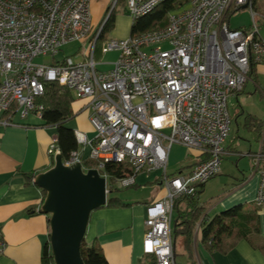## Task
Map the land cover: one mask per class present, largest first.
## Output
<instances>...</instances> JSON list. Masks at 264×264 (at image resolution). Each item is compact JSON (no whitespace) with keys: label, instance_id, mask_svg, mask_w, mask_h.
<instances>
[{"label":"built area","instance_id":"built-area-1","mask_svg":"<svg viewBox=\"0 0 264 264\" xmlns=\"http://www.w3.org/2000/svg\"><path fill=\"white\" fill-rule=\"evenodd\" d=\"M121 1L135 22L166 0H113L94 31L92 0H0L2 123L21 125L15 116L43 119L45 107L38 99L48 82L86 99L95 134L91 138L76 130L79 148L63 159L64 164L79 162L85 172L99 171L108 195L110 181L127 188L137 183L138 175L161 170L166 194L147 207L143 250L155 264H177L172 237L175 201L221 172L232 125L230 99L244 89L253 65L264 60V16L255 0H191L171 11L163 28L107 39L104 28ZM244 7L251 11V24L230 27L233 8ZM100 40L103 53L118 52L108 70L98 67ZM74 42L86 45L83 54H75L82 59H58L62 47ZM40 57L49 60L39 62ZM175 145L196 150L199 160L170 177ZM48 151L54 159L61 153L57 138ZM249 155L260 174L255 205L264 211V153ZM108 165L121 167L123 174L114 176ZM6 246L0 229L1 253Z\"/></svg>","mask_w":264,"mask_h":264},{"label":"crops","instance_id":"crops-1","mask_svg":"<svg viewBox=\"0 0 264 264\" xmlns=\"http://www.w3.org/2000/svg\"><path fill=\"white\" fill-rule=\"evenodd\" d=\"M255 4L260 15L264 16V0H255ZM99 14L98 11L95 17ZM262 36L264 38V26ZM231 99V107L237 104L235 114L243 119L244 127L257 142L255 150H249V153H264V60L254 65L244 89ZM87 103L86 99L74 96V116L69 123L75 131H82L92 138L95 133L90 123ZM248 115L256 118L261 128L258 133L255 129L251 131L246 127ZM4 117V112L0 110V229L7 242L4 252H0V264H43L45 245L50 246V216L41 210L44 202L43 189L35 181H29L28 175L34 174L37 177L54 166L55 159L48 149L53 139L57 138V127L45 124L43 119L35 115L26 120L15 116L21 125L5 126L2 123ZM233 145L236 144L226 143L227 155L233 153ZM186 153V168L180 167L176 172L183 168L188 170L198 162L199 154L196 150L188 149ZM261 164L264 166V159ZM259 183L260 174L257 170L253 175L243 174L242 179H236L231 185L221 188L222 192L215 196V199L218 197L216 204L205 211L204 217L212 219L224 209L236 205L245 208V203H252L254 206H247L245 209L257 212L259 236L264 239V211L256 209L255 205ZM207 185L208 182L205 190ZM165 194L164 188L163 192L157 193L148 202L127 201L121 196H115L125 205L104 206L93 211L85 240L88 244L101 247L110 264H150L151 260L143 250L147 207ZM202 195L200 202L206 208ZM200 224L201 222L198 223L195 234V241H199L197 255L200 264H264V253L254 247L248 238L239 239L226 251H208L201 243Z\"/></svg>","mask_w":264,"mask_h":264},{"label":"trees","instance_id":"trees-1","mask_svg":"<svg viewBox=\"0 0 264 264\" xmlns=\"http://www.w3.org/2000/svg\"><path fill=\"white\" fill-rule=\"evenodd\" d=\"M190 1H164L151 13L133 22L131 25V34L143 33L165 27L169 23V13L184 7ZM113 20L106 25L104 28L105 32L111 29ZM100 41L97 46L96 58L97 54H103L101 47L104 40ZM73 101L74 96L72 91L58 82H48L45 94L38 99V103L43 104L45 107L43 111L44 123L57 127V145L63 159L69 158L79 148L75 130L68 124L74 116L72 108ZM246 127L251 131L255 129L257 133L261 129L256 118L251 115L247 116ZM87 164L91 167L93 162L88 160ZM107 169L114 176H121L124 172L121 167L114 165H108ZM35 177L34 174L28 175V180L31 182L35 181ZM135 185L137 184L132 185V187ZM205 186L206 184H202L195 193L181 196L175 201L172 237L177 264H180L178 262V255L180 254L177 252L178 240L180 242L182 240L185 253L192 259L194 245L195 243L197 245L199 244L197 239L195 241L196 229L199 222L202 225L201 243L210 252L214 250L226 251L229 247L235 245L239 239L248 238L254 247L259 248L264 253V239L259 236V216L257 212L251 209L247 210L242 205H236L220 212L212 219L204 217L206 208L201 204L200 200L201 195L205 191ZM43 192L45 199L46 191L43 190ZM111 192H113L112 189ZM119 205H125V203L118 197L110 196L106 206ZM229 239L231 240L228 242ZM81 255L85 264H110L103 249L98 245L88 244L85 239L81 246ZM43 264H55L49 244H46L44 248ZM150 264H155V262L151 261ZM189 264H196V262L192 261Z\"/></svg>","mask_w":264,"mask_h":264},{"label":"rangeland","instance_id":"rangeland-1","mask_svg":"<svg viewBox=\"0 0 264 264\" xmlns=\"http://www.w3.org/2000/svg\"><path fill=\"white\" fill-rule=\"evenodd\" d=\"M113 4V0H92V10H93V31L100 25L105 17V12L109 6ZM103 8V10H102ZM99 11V15L97 17L96 14ZM105 11V12H104ZM104 13V14H102ZM113 25L110 30L106 31L105 38H125L131 34V25L133 23V19L130 15L127 14L123 2L121 1L117 6L114 14H113ZM252 22L251 11L249 8H243L236 10L233 8L229 18L228 23L232 28H239L241 26H249ZM103 37V39H104ZM101 42V41H100ZM104 42H102L103 44ZM100 48V46H99ZM86 49V45L80 42H74L62 47V51L57 56L58 59L64 58V56L71 55L75 58V60L82 59V54ZM82 52V54L76 56V52ZM118 56L117 51H111L107 53L97 54L98 67L101 70H108L112 67L108 62L116 59ZM49 57H40L37 59L39 62H48ZM232 100V99H231ZM230 100V101H231ZM235 108H237V104L231 107V116H232V125L230 137L227 140V144H236L233 145L232 148L233 153L225 156L222 161V169L221 173L208 181V185L206 190L203 193L202 201L206 202V210L210 209L213 205L216 204L218 193L222 192V187H226L227 184L231 185L236 179H242L244 175H253L255 174L256 167L254 165V159L251 155H249V150H255L257 147V142H255L252 133H250L245 127L242 118H238V114H235ZM238 118V123L236 119ZM71 126L70 123H68ZM240 125V128H239ZM235 142V143H233ZM183 146L175 145L171 149L170 160L168 164V174L170 177L174 176L177 170L180 167H186V157L187 151ZM88 152V151H87ZM87 155V154H86ZM191 157V156H190ZM86 160V159H85ZM186 170V169H184ZM163 172L161 170H154L150 173H143L138 175L137 177V185L130 186L127 188H119L115 183L110 181V185L112 187L113 192H111L110 196H121L124 200L127 201H150L157 193L163 192L164 186L160 182V178L162 177ZM109 196V197H110ZM252 203H245V208L247 206H251ZM228 209V208H227ZM226 210V209H224ZM194 255L192 259L187 256L183 249L182 240L181 242L177 241V252L178 262L180 264H189L192 261H196L200 264L198 255H197V244L194 245ZM193 254V251H192Z\"/></svg>","mask_w":264,"mask_h":264},{"label":"water","instance_id":"water-1","mask_svg":"<svg viewBox=\"0 0 264 264\" xmlns=\"http://www.w3.org/2000/svg\"><path fill=\"white\" fill-rule=\"evenodd\" d=\"M35 182L46 191L41 210L50 216L55 264H85L81 246L91 214L108 203L106 178L96 169L85 172L79 162L65 165L59 153L54 166L37 175Z\"/></svg>","mask_w":264,"mask_h":264}]
</instances>
